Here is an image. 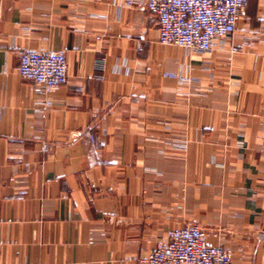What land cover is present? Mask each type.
Wrapping results in <instances>:
<instances>
[{
    "label": "crops",
    "instance_id": "1",
    "mask_svg": "<svg viewBox=\"0 0 264 264\" xmlns=\"http://www.w3.org/2000/svg\"><path fill=\"white\" fill-rule=\"evenodd\" d=\"M144 1L0 0V264H143L187 224L264 264V0L205 53ZM19 49L66 53L51 108Z\"/></svg>",
    "mask_w": 264,
    "mask_h": 264
},
{
    "label": "built area",
    "instance_id": "2",
    "mask_svg": "<svg viewBox=\"0 0 264 264\" xmlns=\"http://www.w3.org/2000/svg\"><path fill=\"white\" fill-rule=\"evenodd\" d=\"M247 3L248 0H145L139 8L157 20L160 44L205 53L234 35ZM17 55L18 75L41 88L47 97L44 104L51 108L50 95L68 82L66 53L19 49ZM165 77L187 81L175 73H166ZM44 150L48 151V147ZM143 264H234V253L228 247L210 244L201 225L187 224L169 231L167 240L157 243Z\"/></svg>",
    "mask_w": 264,
    "mask_h": 264
}]
</instances>
